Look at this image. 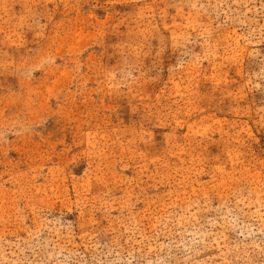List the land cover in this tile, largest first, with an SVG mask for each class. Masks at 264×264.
I'll use <instances>...</instances> for the list:
<instances>
[{
    "label": "rangeland",
    "instance_id": "374dc122",
    "mask_svg": "<svg viewBox=\"0 0 264 264\" xmlns=\"http://www.w3.org/2000/svg\"><path fill=\"white\" fill-rule=\"evenodd\" d=\"M0 264H264V0H0Z\"/></svg>",
    "mask_w": 264,
    "mask_h": 264
}]
</instances>
